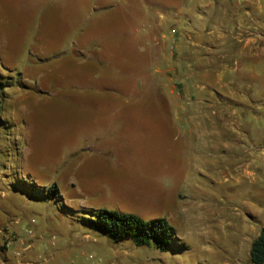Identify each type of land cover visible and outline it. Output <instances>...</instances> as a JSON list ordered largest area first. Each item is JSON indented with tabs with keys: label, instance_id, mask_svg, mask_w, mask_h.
Instances as JSON below:
<instances>
[{
	"label": "rangeland",
	"instance_id": "1",
	"mask_svg": "<svg viewBox=\"0 0 264 264\" xmlns=\"http://www.w3.org/2000/svg\"><path fill=\"white\" fill-rule=\"evenodd\" d=\"M163 1L0 0V264H250L264 205L236 158L242 132L248 154L264 142V54L228 44L208 65L224 79H195L190 104L172 69L186 22ZM239 87L260 102L222 110ZM99 210L166 219L177 240L114 243L86 225Z\"/></svg>",
	"mask_w": 264,
	"mask_h": 264
},
{
	"label": "crops",
	"instance_id": "2",
	"mask_svg": "<svg viewBox=\"0 0 264 264\" xmlns=\"http://www.w3.org/2000/svg\"><path fill=\"white\" fill-rule=\"evenodd\" d=\"M174 5L172 9L176 12V15L180 17L181 22H186L182 33L179 37H175L177 40L178 47L175 54L173 55V70L176 71L175 78H181V80L187 81V91L189 92V102L193 101V84L195 79L199 78L202 80L210 81L222 80L227 74L223 69L216 74L210 72L208 65L217 58L220 61H224L229 55V46L232 44V53H237L240 56L246 54L257 53L258 57L264 54V0H234L229 6L224 3L225 0H165V2H172ZM162 2H164L162 0ZM116 9V7H115ZM114 9V10H115ZM131 10V9H130ZM116 12V11H115ZM114 13V12H113ZM129 17H137L138 13L129 11ZM146 17L150 19L148 11H146ZM154 23L152 21L147 22V32L145 44L148 49L145 50L146 59L153 61L151 58L153 54L157 53L160 42L150 37V32L154 30ZM213 25V26H211ZM219 31L222 35L219 39L214 40L213 33ZM176 41V40H174ZM140 43V42H139ZM144 42H141L142 44ZM222 49V50H221ZM223 49H226L223 51ZM147 51V52H146ZM186 52V53H185ZM166 57L163 56V59ZM187 60L188 72L186 74L181 73V66ZM197 65V68L195 67ZM220 66H222L220 64ZM162 76V80L170 78L167 70L158 68L156 70ZM243 75V74H240ZM254 77L258 78L254 73ZM171 79V78H170ZM173 79V78H172ZM175 84V83H174ZM165 87L168 89L169 95L175 97V95H181L182 84L176 85L175 87H168L164 82ZM179 91V93H177ZM215 95V92L211 94ZM171 99V104L175 103V98ZM189 98V97H188ZM197 101V100H196ZM259 103L260 101L251 99L245 89L234 88L225 90L221 95L220 106L227 109L228 105L234 107L244 106L249 102ZM200 102V101H199ZM212 107L211 101H205ZM244 132H242L238 143L242 146V151L237 155V169L241 171V177L247 183L257 182L260 186L258 187L260 207L262 203L264 205V148L261 144L264 143L261 140L260 131H258L257 142H255L256 149L253 154H248L243 146L246 143ZM244 181V182H245ZM255 185V184H254ZM257 189V188H255ZM259 226V231L256 229V236L248 234L250 250L252 243L260 235L261 229L264 226V221L256 223ZM31 247V248H30ZM28 250L34 249L32 246H26Z\"/></svg>",
	"mask_w": 264,
	"mask_h": 264
},
{
	"label": "trees",
	"instance_id": "3",
	"mask_svg": "<svg viewBox=\"0 0 264 264\" xmlns=\"http://www.w3.org/2000/svg\"><path fill=\"white\" fill-rule=\"evenodd\" d=\"M49 194L51 199L59 197L57 185L49 189ZM86 225L114 243L131 238L138 247L153 246L161 252H169L177 240L175 229L163 218L146 221L135 214L99 210L95 218L86 221ZM250 264H264V226L252 243Z\"/></svg>",
	"mask_w": 264,
	"mask_h": 264
},
{
	"label": "built area",
	"instance_id": "4",
	"mask_svg": "<svg viewBox=\"0 0 264 264\" xmlns=\"http://www.w3.org/2000/svg\"><path fill=\"white\" fill-rule=\"evenodd\" d=\"M172 33L175 34L176 33V30H173Z\"/></svg>",
	"mask_w": 264,
	"mask_h": 264
}]
</instances>
